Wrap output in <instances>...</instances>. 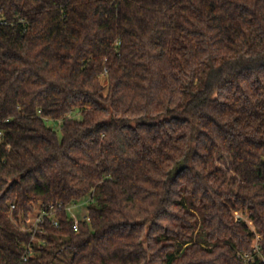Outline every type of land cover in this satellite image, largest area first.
<instances>
[{"label": "trees", "instance_id": "trees-1", "mask_svg": "<svg viewBox=\"0 0 264 264\" xmlns=\"http://www.w3.org/2000/svg\"><path fill=\"white\" fill-rule=\"evenodd\" d=\"M0 129V264L264 256V0H0Z\"/></svg>", "mask_w": 264, "mask_h": 264}, {"label": "rangeland", "instance_id": "rangeland-1", "mask_svg": "<svg viewBox=\"0 0 264 264\" xmlns=\"http://www.w3.org/2000/svg\"><path fill=\"white\" fill-rule=\"evenodd\" d=\"M52 127L58 129L59 126L56 122H50L49 123ZM222 163L224 164V166L226 168L229 167V162L225 159L222 160ZM89 203V197H86L84 199H82L81 201H78V203H75L73 205L70 206V209L68 211L69 215L74 219L77 220H83L87 214V206ZM39 211H35L29 220L30 224H34L37 217H38ZM72 255V251L71 250H67L64 249L59 255H58V259L55 261L54 264H69V258Z\"/></svg>", "mask_w": 264, "mask_h": 264}, {"label": "built area", "instance_id": "built-area-1", "mask_svg": "<svg viewBox=\"0 0 264 264\" xmlns=\"http://www.w3.org/2000/svg\"><path fill=\"white\" fill-rule=\"evenodd\" d=\"M2 137H3V131L0 129V139H2ZM59 207L61 208V206H59ZM51 209H53V208H51ZM69 209H70V207L67 208V211H69ZM47 215H49V213L43 211L40 215H38L33 226L37 227L38 224L41 223L43 221V218ZM85 218H86V216H85ZM235 218L237 221L243 220V217L238 212L235 213ZM78 223H79V220L74 218L73 228L75 231H78ZM54 224L58 225L57 222H55ZM258 241H259V237H257V239L253 245L254 254H251V253L250 254L249 253L240 254V258L246 264H251L256 260H260L262 263H264V256L262 254L261 247L259 246Z\"/></svg>", "mask_w": 264, "mask_h": 264}]
</instances>
